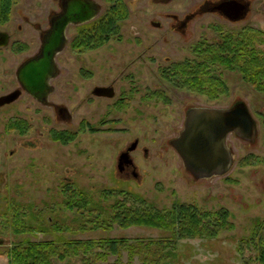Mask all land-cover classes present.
<instances>
[{
  "label": "rangeland",
  "instance_id": "obj_1",
  "mask_svg": "<svg viewBox=\"0 0 264 264\" xmlns=\"http://www.w3.org/2000/svg\"><path fill=\"white\" fill-rule=\"evenodd\" d=\"M96 1L105 10V0ZM203 1L205 0H165L164 2L168 4H158L160 0H126L130 13L123 23L121 40L111 42L112 44L105 47V53L74 52L71 49V42L77 29L70 27L69 45L57 59L60 75L53 81L55 92L50 98L51 105L45 107L29 97H24L17 103L0 109V222H10L8 215L10 206L19 204L33 206L35 214L41 211V218L53 217L54 222L69 225L73 230L65 233L64 237L68 239L157 240L165 236L162 231L150 228L123 230L116 226L112 230H80L82 220H77L75 212L63 208L61 183L65 178L71 177L84 187L85 191L94 195H98L100 189L113 188L139 194L160 209L169 208L177 201L195 204L210 211L226 208L231 212V221L235 225L233 230L220 234L215 240L186 239L178 242V255L176 259L170 260L171 264H244L245 259L252 257L250 252L241 255L238 246L242 239L250 235L254 220L264 219V130L258 117L259 113H264V96L245 83L237 72L222 70L221 76L227 83L230 94L220 97L218 102L208 100L203 95L184 93L173 97L174 103L162 111L142 108L143 112L140 111L138 115L106 116L123 117L128 123H130L128 118H137L133 129L138 131V136L137 133L135 135L139 141V148L149 150V157L146 159L140 151L133 156L138 165L137 178L118 179L116 151L124 143L123 137L128 135L86 134L67 145L51 137L54 131H67L78 135L85 121L98 123L104 116L103 108L97 110L96 107H92V112H89L86 109V100L90 95V89L95 85H101L106 73L101 58L108 59L112 52L115 59L111 58L107 63L113 70L116 67L113 71L115 76L121 72L127 74L138 71L142 75H148L146 65L137 63L127 70L126 65L140 57L161 59L164 55L170 56L172 62H183L194 57L193 47L196 44L213 43L218 40V27L234 31L248 26L264 31V0H250L251 11L247 20L235 25L211 14L198 15L186 26L177 27V30L169 27L158 30L157 27L150 25L152 20L162 21L159 15L163 9L182 16L197 10ZM161 47L164 49L161 50ZM148 48H154L155 54L146 53ZM32 49L20 60H11V65H0V76L9 84L8 89L1 93L15 89V70L25 57L32 54ZM3 68L8 69L7 73ZM87 69L95 74L91 81H86ZM115 76L111 75V79ZM240 100L247 103L258 122L256 143L247 144L237 137L229 136L228 146L235 154V164L231 171L222 177L195 180L186 171L178 153L169 145V140L177 136L178 130L182 129L184 106L227 108ZM100 101L103 105L109 102ZM53 104L66 108L71 119L59 117ZM153 115L160 118L158 125L153 121ZM17 119L25 120L31 125L28 132L21 134L18 131L7 130L6 124ZM250 156L257 161L256 165L240 164L244 157ZM112 202L113 200L110 203ZM3 225L0 226V253L21 240L29 239L36 243L55 237L45 235L17 237L13 235L10 226L5 227V223ZM156 250L158 251L154 247L155 252ZM115 259L116 257H111L110 261ZM71 264L83 262L74 259Z\"/></svg>",
  "mask_w": 264,
  "mask_h": 264
},
{
  "label": "trees",
  "instance_id": "obj_2",
  "mask_svg": "<svg viewBox=\"0 0 264 264\" xmlns=\"http://www.w3.org/2000/svg\"><path fill=\"white\" fill-rule=\"evenodd\" d=\"M109 1L111 6L101 18L76 27L71 49L77 54L118 38L119 23L128 19L129 7L125 0ZM218 30V40L197 44L194 57L176 66L177 72L185 75L182 84L208 100H216L229 95L230 89L221 72L231 71L237 72L245 83L264 96V31L251 27L240 31ZM258 116L264 130V113ZM6 128L21 134L29 130L21 120L10 121ZM51 137L67 145L76 139V134L54 131ZM256 164L252 156L244 161V165ZM62 196L63 208L75 212L77 220H82L80 230H112L116 226L123 230L150 228L162 231L165 236L157 240L68 239L64 237L65 233L73 230L69 225L58 224L53 217L41 218L42 212L35 214L33 206L12 204L8 214L10 222H0V226L4 223L5 227L10 226L17 237H55L36 243L26 239L11 244L0 253V256L8 258V264H71L74 259L81 260L83 264H137V261L139 264H171L170 260L178 255V242L186 239L215 240L220 234L235 228L232 214L226 208L210 211L195 204L175 201L171 207L160 209L136 193L103 189L94 195L75 184L65 185ZM252 226L250 235L240 241L238 252L241 255L251 253L252 257L245 259L244 264H264V219H255ZM154 247L158 251L155 252ZM111 257L116 259L110 261Z\"/></svg>",
  "mask_w": 264,
  "mask_h": 264
},
{
  "label": "flooded vegetation",
  "instance_id": "obj_3",
  "mask_svg": "<svg viewBox=\"0 0 264 264\" xmlns=\"http://www.w3.org/2000/svg\"><path fill=\"white\" fill-rule=\"evenodd\" d=\"M164 1L165 0H160V2L157 3L168 4L167 2ZM65 2H66L65 0H0V65H4V66L11 65V60L14 59L20 60L22 56H25L33 48L32 54L25 57L24 61L21 64H19L18 69L15 70V75H14L15 89L7 91L5 93H1L2 91L8 89L9 84H6L5 79H3V77L0 76V103L5 97L9 95H12L14 93L19 95L17 100H15L12 103L4 104V105L0 104V109H5L6 107H9L17 103L20 99L24 97L25 98L29 97L34 102L39 103L40 105L45 107L51 105L50 98L55 92V87L53 85V81L55 79L51 81V85L54 89V92L50 95L48 102L43 104L27 92L25 86L18 79V72L23 66H25L29 61L34 59L39 54L40 50L43 47V39L46 33L52 29L53 19L57 18L58 15L64 11ZM96 2L100 5L101 8L100 14L94 20L86 24H90L101 18L104 14H106L107 10L111 6V2L109 0H105L106 7L104 10L103 6L98 1ZM250 8H251L250 0H205L198 7L197 10L192 12H187L182 16H179L178 14L173 13L168 9H163L159 15L162 21L152 20L150 22V25L157 27L158 30H163L165 27H169L174 30H177V27L179 28L186 26L190 22V20L197 18L198 15H206V14H211L214 15L215 17L222 18L225 21L235 25L247 20V17L249 16V13L251 11ZM124 22L120 21L119 23L120 29H119V36L117 39L115 40L111 39L110 41L104 43L102 46L86 51V53L89 52L93 53L98 51L99 52L102 51V53H105L106 51L105 47H108L110 44H112L111 42L113 41L119 42L122 37L121 32ZM70 27L76 28L78 26H70ZM70 27L68 28V30L70 29ZM249 28L250 27L245 26L240 30L249 29ZM217 29H223V28L218 27ZM240 30H234V31H240ZM225 31H233V30L227 29ZM37 41L39 42V45ZM68 45H69V38H68ZM196 47L197 44L193 47V49ZM163 49L164 48L161 47V50ZM110 50L112 51L113 48H110ZM146 53H151V54L153 53L152 55H154L155 49L148 48ZM112 55L113 52L111 54V57H109L108 59H103V57L101 58V62H104L102 66H104V70L106 73L102 78V84L95 85L94 87H92L89 91L90 95L86 100V109L89 112L90 111L92 112V107H96L97 110H101L103 108L104 116L98 121V123L97 122L92 123L91 120L85 121L83 124L84 125L83 129L80 130V132H78V135L77 133H70V134H76V138L86 134L92 136L102 135V134L128 135V136H124L125 138L123 137L124 143L116 151V160H117L116 168H117V173L119 174V178L116 175L115 177L118 179H127V177L137 178L138 165L134 160L133 157L134 154L140 151L142 155L145 156V159L149 157L148 148H143V150H140L139 141L137 138L138 131L136 129L135 130L133 129V125H135L134 123L137 122V118L134 117L128 118L130 120L131 123L130 124L123 117L108 118L106 116L108 114L110 116L113 114L115 115L123 114L124 116L127 114L138 115L140 111L143 112L142 108H145L147 110L162 111L169 108L171 104L174 103L173 97H177L178 95L184 93L195 94V95H200V94H198L196 91L193 90H189V89L187 90L185 86L182 84V82L185 79V75L183 73L177 72L176 66L183 63L185 60L180 63L172 62L170 56L168 55H164V57L161 59H159L158 57H149L150 59H145L143 57H140L137 58L136 61L134 60L131 61L130 64L126 65L125 69L127 70L129 67H132L137 63H140L142 64V66L146 65L147 72H149L148 75L143 74L144 75L143 76L138 71V73L132 72L127 74H122L121 72L119 75L115 76V73H113V71L116 70V67L113 70L110 67V64L107 63L111 60V58H114ZM58 56L56 58V62ZM14 63H16V61ZM3 70L7 73L8 69L6 70V68H3ZM94 75H95L94 72L87 69L86 77H88V80L86 81H91L92 79H94ZM111 75H114L115 77L111 79ZM6 76L7 75H5V77ZM6 80L8 81V79ZM9 82H11L12 84V81H10V79ZM98 99L107 100L109 102L103 105L101 101ZM218 100L219 99L213 101L218 102ZM98 102L100 103L98 104ZM53 108L55 109L59 117L61 116L64 118L71 119V116L70 114L67 113L68 111L66 108L61 107L58 104H53ZM193 108H197V107L193 105L184 106L182 129L178 130L177 136L169 140V145L171 147H172L171 141L180 135V133L184 129L188 111ZM212 108H217V107H212ZM152 119L155 123H157V125L160 123V118L157 115H153ZM17 120H21V119H17ZM21 121L25 122L29 129L31 128V125H29L25 120H21ZM65 132L67 131L61 133H65ZM135 133H137V136L135 135ZM229 136L237 137L238 139H240L241 141L247 144H255L257 141V139L254 143L244 141L241 138H239L235 133H231ZM227 145H228V138H227ZM232 152L234 156V163H233L234 166L235 154L233 149ZM246 158L248 157H244V159L240 161V164L244 163ZM77 183L78 182L72 179L71 177H67L61 183L62 190L63 187L67 184H75L79 188L83 190L85 189L79 183H78L79 185ZM108 189L109 188H105V190ZM111 189L116 190L113 188Z\"/></svg>",
  "mask_w": 264,
  "mask_h": 264
},
{
  "label": "water",
  "instance_id": "obj_4",
  "mask_svg": "<svg viewBox=\"0 0 264 264\" xmlns=\"http://www.w3.org/2000/svg\"><path fill=\"white\" fill-rule=\"evenodd\" d=\"M65 1L64 11L53 19L52 29L46 33L39 54L18 72V79L27 92L43 104L54 92L51 81L60 73L56 58L68 46V28L94 20L101 11L94 0ZM18 97L14 93L0 104L12 103ZM231 133L250 143L257 139V121L245 101H237L228 108L189 110L184 129L171 145L195 180L212 179L225 176L232 169L234 156L227 145Z\"/></svg>",
  "mask_w": 264,
  "mask_h": 264
},
{
  "label": "crops",
  "instance_id": "obj_5",
  "mask_svg": "<svg viewBox=\"0 0 264 264\" xmlns=\"http://www.w3.org/2000/svg\"><path fill=\"white\" fill-rule=\"evenodd\" d=\"M4 264V263H6V264H8V258L7 257H5V256H0V264Z\"/></svg>",
  "mask_w": 264,
  "mask_h": 264
}]
</instances>
